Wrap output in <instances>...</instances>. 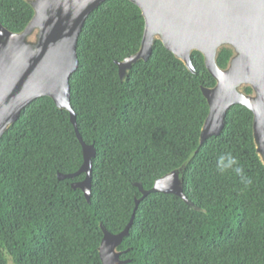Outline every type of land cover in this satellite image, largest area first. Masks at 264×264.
I'll return each mask as SVG.
<instances>
[{"label":"trees","instance_id":"obj_1","mask_svg":"<svg viewBox=\"0 0 264 264\" xmlns=\"http://www.w3.org/2000/svg\"><path fill=\"white\" fill-rule=\"evenodd\" d=\"M33 14L28 0H0V23L12 32ZM143 30L137 5L104 0L78 36L70 104L81 139L95 148L89 200L71 187L84 173L57 177L77 171L83 156L68 111L50 97L28 103L1 136L0 264H102L100 224L122 231L141 197L133 182L148 190L176 169L194 206L146 194L117 247L125 264H264V164L252 112L232 105L220 134L200 142L209 112L200 88L216 83L201 52H191V73L157 38L120 79L117 62L139 50ZM233 54L219 48L217 65ZM229 156L241 174L220 171Z\"/></svg>","mask_w":264,"mask_h":264},{"label":"water","instance_id":"obj_2","mask_svg":"<svg viewBox=\"0 0 264 264\" xmlns=\"http://www.w3.org/2000/svg\"><path fill=\"white\" fill-rule=\"evenodd\" d=\"M102 1L29 0L34 14L21 32H12L0 23V138L28 103L41 96L50 97L58 108L68 111L83 156L77 171L57 173V177L73 178L84 173L83 180L72 182L71 187L80 189L87 200L95 148L84 143L78 133L69 79L78 65L76 48L83 23ZM129 1L140 8L144 30L139 50L117 62L120 79L133 63L147 60L157 38L191 73L196 72L191 51L201 52L216 83L200 88L209 106L200 142L220 134L232 105H243L253 114L256 152L264 164V0ZM222 46H230L234 52L224 69L216 63ZM243 86H250L252 93L243 92ZM180 174L181 169L173 170L157 178L148 190L133 182L141 197L135 198L124 229L114 234L100 224L103 237L98 251L102 264L129 261L120 258L117 247L128 234L139 201L149 192L171 193L194 206L183 193Z\"/></svg>","mask_w":264,"mask_h":264},{"label":"clouds","instance_id":"obj_3","mask_svg":"<svg viewBox=\"0 0 264 264\" xmlns=\"http://www.w3.org/2000/svg\"><path fill=\"white\" fill-rule=\"evenodd\" d=\"M228 168H232L236 174H241L243 172V169L238 165V162L236 160L235 157H232V156H229L228 157V164L224 167H221L220 168V171H225L227 170ZM251 180L250 179H247L246 180V183L247 184H251Z\"/></svg>","mask_w":264,"mask_h":264},{"label":"flooded vegetation","instance_id":"obj_4","mask_svg":"<svg viewBox=\"0 0 264 264\" xmlns=\"http://www.w3.org/2000/svg\"><path fill=\"white\" fill-rule=\"evenodd\" d=\"M28 2H29V0H28ZM191 52H192V51H191ZM244 87H246V86L241 87V90H242V91H243V88H244ZM243 92H244V91H243ZM247 94H251V93H247Z\"/></svg>","mask_w":264,"mask_h":264},{"label":"rangeland","instance_id":"obj_5","mask_svg":"<svg viewBox=\"0 0 264 264\" xmlns=\"http://www.w3.org/2000/svg\"><path fill=\"white\" fill-rule=\"evenodd\" d=\"M33 39V38H32Z\"/></svg>","mask_w":264,"mask_h":264}]
</instances>
